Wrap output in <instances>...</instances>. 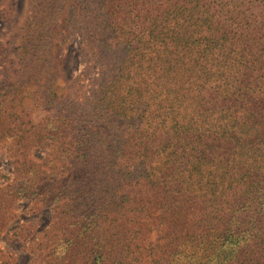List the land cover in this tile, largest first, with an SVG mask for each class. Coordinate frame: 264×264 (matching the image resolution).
I'll return each instance as SVG.
<instances>
[{
  "label": "trees",
  "instance_id": "obj_1",
  "mask_svg": "<svg viewBox=\"0 0 264 264\" xmlns=\"http://www.w3.org/2000/svg\"><path fill=\"white\" fill-rule=\"evenodd\" d=\"M44 2L38 13L54 7ZM78 5L100 76L84 108H66L53 140L73 149L68 180L85 183V167L103 165L113 195L155 191L184 264L215 238L239 264H264V0ZM216 225L218 234L207 227Z\"/></svg>",
  "mask_w": 264,
  "mask_h": 264
},
{
  "label": "rangeland",
  "instance_id": "obj_2",
  "mask_svg": "<svg viewBox=\"0 0 264 264\" xmlns=\"http://www.w3.org/2000/svg\"><path fill=\"white\" fill-rule=\"evenodd\" d=\"M46 2L54 7L38 13L37 0H0V264H184L155 191L113 195L103 165L86 166L85 183L68 180L63 158L73 149L53 140L66 108L85 107L100 73L78 0ZM213 242L196 251V264H239L223 239Z\"/></svg>",
  "mask_w": 264,
  "mask_h": 264
}]
</instances>
